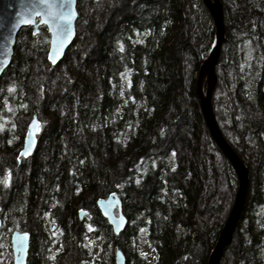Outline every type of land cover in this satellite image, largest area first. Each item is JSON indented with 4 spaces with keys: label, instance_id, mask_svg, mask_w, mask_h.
<instances>
[{
    "label": "trees",
    "instance_id": "1",
    "mask_svg": "<svg viewBox=\"0 0 264 264\" xmlns=\"http://www.w3.org/2000/svg\"><path fill=\"white\" fill-rule=\"evenodd\" d=\"M133 1L77 0L75 41L54 66L46 27L17 35L0 79V218L2 232L29 233L27 264H108L104 249L113 246L126 264H208L234 201L236 172L209 133L197 93L214 43L211 14L202 0ZM221 1L226 39L212 104L242 159V149H264V0ZM105 3L111 11L97 37L80 43L81 18ZM43 67L66 71L50 92ZM34 114L37 149L20 159ZM258 157L254 170L264 176V153ZM217 162L227 194L212 170ZM112 193L130 223L119 235L97 206ZM80 210L88 212L82 221ZM46 224L55 225L53 235ZM91 230L104 235L102 259L86 242ZM247 240L234 229L220 264H256ZM141 241L153 257L139 252Z\"/></svg>",
    "mask_w": 264,
    "mask_h": 264
},
{
    "label": "water",
    "instance_id": "2",
    "mask_svg": "<svg viewBox=\"0 0 264 264\" xmlns=\"http://www.w3.org/2000/svg\"><path fill=\"white\" fill-rule=\"evenodd\" d=\"M202 1L214 20L215 38L211 52L202 64L197 76V93L200 108L212 139L231 163L238 179V187L228 217L224 222L218 239L208 258V264H220L223 253L231 241L234 228L244 207L249 174L244 162L221 132L212 105V95L217 84L216 67L220 59L222 44L226 39L223 3L221 0ZM71 7L75 15L70 24V33L66 37H62L50 31L47 25L42 24L40 17L33 15L34 11H47L45 6L39 4L38 0H0V79L12 63L16 38L20 30L24 27H32L33 34L39 32L40 26L46 27L50 35L47 61L54 66L63 60L66 52L75 41L77 34V0H73ZM54 8L59 10V0H57ZM22 18L30 20L31 22L27 24L22 23ZM48 19L50 20L51 17H48ZM204 75H208L210 78V80L206 82L205 90L201 83V79ZM39 132L40 122L38 116L34 114L25 133L22 147L18 154L19 158L28 159L35 153L38 145ZM97 206L101 215L109 223L113 233L119 235L127 226L128 219L122 213V204L118 195L112 193L106 198L99 199L97 201ZM87 213L88 212L85 210H80L79 219L82 221ZM2 226L3 220L0 218V233ZM53 229H55V227H53ZM29 241L30 235L26 231L15 230L11 233L10 244L13 255L12 264H27ZM114 264H126L125 256L120 249L115 251Z\"/></svg>",
    "mask_w": 264,
    "mask_h": 264
},
{
    "label": "rangeland",
    "instance_id": "3",
    "mask_svg": "<svg viewBox=\"0 0 264 264\" xmlns=\"http://www.w3.org/2000/svg\"><path fill=\"white\" fill-rule=\"evenodd\" d=\"M133 2H135V0ZM110 11H111V5H109V3L108 4L105 3V4H103L100 7H97V8H94V9H89V10H87L85 12L84 16L81 18L80 23H79V32H78V34L80 35V43L86 42L84 44L87 45V44H89L90 41H93L97 37V34H98L97 27H98L100 22L104 23L103 20H105L106 17L108 18ZM86 37H87V40H86ZM214 38H215V35H214ZM78 52H79L78 48L75 47V48H73V50H72L70 55L75 58V55H77ZM73 61H75V60H73ZM39 63H41V61ZM70 70H72V67H71ZM48 71H50V72H48ZM55 71L56 72H51V69L49 70V68H47V67L44 68L43 67L42 72L40 73L41 74L40 75L41 82L42 81H43V83L48 82L47 86H49V87L47 88V92H50V85L52 87H54L56 84H58V82L63 78V75L66 72L65 69L62 68V67H61V69L60 68L55 69ZM206 82L207 81H204V83H203L204 90L206 88L205 87L206 86ZM212 98H213V95H212ZM260 147H262V145L261 144H259V145L257 144V145L248 147L246 149H253V151L257 152L258 151L257 149H259ZM217 163H218L217 165L213 166L212 170L216 173L217 177L221 176V181L220 182H221V184L224 183V185H226L224 191L227 194L231 190V188L229 190V185L226 183L227 181H226V178L224 176V172L222 174V166H221L222 162H220V163L217 162ZM229 211H230V209L227 211L226 217H228ZM46 228H47V230H49V224L47 225ZM10 237H11V232H8V231H4L0 235V264H12V250L10 248L11 247ZM85 239H86V242L89 244V246H91V250L97 256H99L102 259L105 256V253H106V256L108 257V260H107L108 264H114V259L111 257V255L114 256V252H115L116 248L113 246L112 249H104L105 253L102 252L101 245L103 244V239H104V235L103 234H97V233H95L94 230H91L90 232H88V234H87ZM237 241H238V239L236 238L233 246L235 245V243H237ZM9 248H10V250H9ZM138 250L143 255L145 254L148 257H153L154 256L153 251L143 241L140 242V244L138 246ZM227 257L231 259L232 255L230 253H228ZM231 264H233V262Z\"/></svg>",
    "mask_w": 264,
    "mask_h": 264
},
{
    "label": "flooded vegetation",
    "instance_id": "4",
    "mask_svg": "<svg viewBox=\"0 0 264 264\" xmlns=\"http://www.w3.org/2000/svg\"><path fill=\"white\" fill-rule=\"evenodd\" d=\"M257 150L256 152L253 149H242V161L248 170L249 180L244 202L245 208L235 229L239 227L242 236L248 239L251 250L254 251L256 264H264V176L254 170V166L259 162L258 156L264 153V149ZM55 230L56 228L49 230L46 228L44 232L47 235H53ZM150 249L152 250L151 247Z\"/></svg>",
    "mask_w": 264,
    "mask_h": 264
},
{
    "label": "snow or ice",
    "instance_id": "5",
    "mask_svg": "<svg viewBox=\"0 0 264 264\" xmlns=\"http://www.w3.org/2000/svg\"><path fill=\"white\" fill-rule=\"evenodd\" d=\"M40 5L45 6V12H33V15L41 18V23L48 26L50 31L57 33L62 37H66L70 33V24L75 15L71 4L73 0H59V10L54 8L57 0H38ZM48 17H51L49 20ZM22 23H30V20L22 18ZM54 25V27H53Z\"/></svg>",
    "mask_w": 264,
    "mask_h": 264
},
{
    "label": "bare ground",
    "instance_id": "6",
    "mask_svg": "<svg viewBox=\"0 0 264 264\" xmlns=\"http://www.w3.org/2000/svg\"><path fill=\"white\" fill-rule=\"evenodd\" d=\"M209 80H210V78L208 77V75H204V76L202 77V79H201V83L203 84L204 81H209Z\"/></svg>",
    "mask_w": 264,
    "mask_h": 264
}]
</instances>
